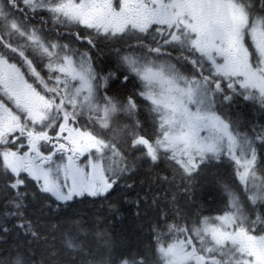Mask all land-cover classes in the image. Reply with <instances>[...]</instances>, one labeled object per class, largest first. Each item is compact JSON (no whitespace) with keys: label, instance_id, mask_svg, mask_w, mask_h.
<instances>
[{"label":"snow or ice","instance_id":"obj_1","mask_svg":"<svg viewBox=\"0 0 264 264\" xmlns=\"http://www.w3.org/2000/svg\"><path fill=\"white\" fill-rule=\"evenodd\" d=\"M0 264H264V0H0Z\"/></svg>","mask_w":264,"mask_h":264}]
</instances>
